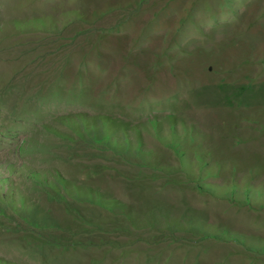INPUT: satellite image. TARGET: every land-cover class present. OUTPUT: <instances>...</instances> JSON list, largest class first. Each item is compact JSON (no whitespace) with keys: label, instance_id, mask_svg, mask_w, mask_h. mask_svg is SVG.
Returning a JSON list of instances; mask_svg holds the SVG:
<instances>
[{"label":"rangeland","instance_id":"obj_1","mask_svg":"<svg viewBox=\"0 0 264 264\" xmlns=\"http://www.w3.org/2000/svg\"><path fill=\"white\" fill-rule=\"evenodd\" d=\"M217 84H264V0H0V264H264V105Z\"/></svg>","mask_w":264,"mask_h":264},{"label":"crops","instance_id":"obj_2","mask_svg":"<svg viewBox=\"0 0 264 264\" xmlns=\"http://www.w3.org/2000/svg\"><path fill=\"white\" fill-rule=\"evenodd\" d=\"M135 66H158L152 62H141L134 64ZM187 105L190 107H197L202 105L218 106H248V105H264V84L241 85L233 86L226 84H217L213 86L198 89L189 94L187 98ZM180 103L166 106L165 111L171 113L177 111Z\"/></svg>","mask_w":264,"mask_h":264},{"label":"trees","instance_id":"obj_3","mask_svg":"<svg viewBox=\"0 0 264 264\" xmlns=\"http://www.w3.org/2000/svg\"><path fill=\"white\" fill-rule=\"evenodd\" d=\"M212 237H214V236H212ZM215 238H217V239H220V237H218V236H216L215 235ZM230 241H237V242H239L240 243V241H238V239H233V237H230V239H229ZM4 263H6V262H4Z\"/></svg>","mask_w":264,"mask_h":264}]
</instances>
